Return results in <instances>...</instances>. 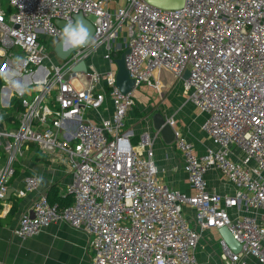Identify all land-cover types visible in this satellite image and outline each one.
<instances>
[{
	"label": "built area",
	"instance_id": "obj_1",
	"mask_svg": "<svg viewBox=\"0 0 264 264\" xmlns=\"http://www.w3.org/2000/svg\"><path fill=\"white\" fill-rule=\"evenodd\" d=\"M78 12L92 23L99 47L60 58L56 21L66 24ZM43 39H52L50 51ZM121 48L133 89H158L164 69L206 114L200 128L211 146L202 152L166 118L191 193L160 180L148 132L131 143L126 118L133 89L122 93L114 78L112 52ZM80 60L86 70L74 71ZM4 73L26 92L18 94ZM100 110L109 113L94 120ZM32 147L64 165L72 201L61 207L39 191L20 213L16 236L63 220L89 234L92 264H198L200 231L226 226L241 249L233 252L222 241V264H245L248 255L264 264V0H184L172 9L146 0H6V8L0 4V215L38 188V177L29 174L5 198L18 159ZM211 168L234 186L232 193L207 187Z\"/></svg>",
	"mask_w": 264,
	"mask_h": 264
},
{
	"label": "crops",
	"instance_id": "obj_2",
	"mask_svg": "<svg viewBox=\"0 0 264 264\" xmlns=\"http://www.w3.org/2000/svg\"><path fill=\"white\" fill-rule=\"evenodd\" d=\"M95 61L98 63L97 59ZM157 80L159 83L157 90L161 101L167 100V98L173 101L172 104L167 101L161 103L163 110L159 113L166 118L175 116L166 112L168 108L182 113L187 121L185 128L188 129L181 127V131L188 140L194 143L197 151L202 152L206 147L211 146V141L204 137L206 135L200 129L206 114L196 108L198 114L195 115V106L188 97L181 98L185 93L181 80L175 79L164 69H159L157 72ZM145 86L147 85L143 87ZM148 87L150 88V86ZM180 91L184 93H180ZM148 100L146 97L140 103L135 98V105L132 109L136 108L140 115L133 114L132 110L127 115L126 127L133 132L131 143L136 144L139 134L143 131L148 132L152 140L153 159L160 180L175 189L191 193L192 189L188 183L187 175L182 168L183 161L180 152L175 148L173 141L165 143L162 140L153 128L151 120L148 119L150 111L151 115L156 113L152 112L156 103L150 101L147 104ZM106 101L107 105L110 106L108 97ZM143 109L146 111L143 112ZM94 113V120H98L102 114L107 115L109 112L100 110L97 114ZM174 118L177 119V117ZM198 118H202L200 122ZM195 123H199V129L196 128ZM37 151L36 148L32 147L18 159L15 174L10 180V187L17 189L23 185L25 176L35 174L39 179V185L36 191L29 192L16 200V211L11 217H4L8 212L0 215V264H92V253L88 247L89 234L81 228L71 226L66 221H54L43 227L37 234L26 238L18 237L13 233L20 213L39 191L47 193L50 187L54 186L58 193L63 195L66 193V187L71 179L62 163L51 161L44 157L41 152L37 154ZM205 179L210 190L218 193H232L234 191V186L216 168L208 169L205 173ZM185 209L189 220H191L192 211L188 207ZM222 241L218 228L211 227L201 230L197 246L194 249L198 264H222L219 257ZM244 259L245 264H258L252 256H245Z\"/></svg>",
	"mask_w": 264,
	"mask_h": 264
},
{
	"label": "water",
	"instance_id": "obj_3",
	"mask_svg": "<svg viewBox=\"0 0 264 264\" xmlns=\"http://www.w3.org/2000/svg\"><path fill=\"white\" fill-rule=\"evenodd\" d=\"M147 2L162 7V8H167V9H172L176 7H180L184 0H146ZM76 17H81L83 20H85L89 27L90 31L93 33V25L92 23L86 19L81 12H78L74 15V19ZM57 25L60 27H63L65 25V22L62 20H57L56 21ZM54 52L55 54L60 57V58H66V56L70 53H63L60 51V48L58 46V42L54 46ZM127 52V49H124L121 54L113 59V63L115 65V73H114V78H115V85L116 87L122 92V93H127L133 89V79L130 78L129 76V71L125 65V59H124V54ZM73 70H86V65L84 60H80L73 66ZM189 75L188 71H185L183 74V78H187ZM151 123L153 128L156 130V132L160 135L162 140L165 143H171L173 141V131L171 126L166 122V117L159 113L156 112L152 114L151 116ZM13 191V188H8L7 193L5 195V198H9L11 192ZM221 237L225 244L233 251V252H238L241 249V244L234 239L232 233L229 231V229L226 226H222L218 228Z\"/></svg>",
	"mask_w": 264,
	"mask_h": 264
},
{
	"label": "clouds",
	"instance_id": "obj_4",
	"mask_svg": "<svg viewBox=\"0 0 264 264\" xmlns=\"http://www.w3.org/2000/svg\"><path fill=\"white\" fill-rule=\"evenodd\" d=\"M58 46L63 53H69L76 49L89 48L95 50L99 47L97 36L90 31L88 23L81 17L67 21L62 27L59 35ZM21 59L16 57V60ZM3 79L8 85L16 90L20 95H23L26 90L24 86L17 80H8L7 73L3 74Z\"/></svg>",
	"mask_w": 264,
	"mask_h": 264
},
{
	"label": "rangeland",
	"instance_id": "obj_5",
	"mask_svg": "<svg viewBox=\"0 0 264 264\" xmlns=\"http://www.w3.org/2000/svg\"><path fill=\"white\" fill-rule=\"evenodd\" d=\"M0 4H1V6L3 7V8H6V0H0ZM89 18L90 19H92L93 20V16H91V15H89ZM42 42H44L45 43V45H46V47H47V50H51V48H53V41H52V39H43L42 40ZM95 57V59H97L98 60V65H97V67L99 68V71H101V70H103V68H104V66H105V62H104V60L102 59V57H101V53H97L96 54V56H94ZM53 60H55L56 61V58L55 57H53ZM43 64H46V65H48V63L47 62H43ZM145 84H141V85H139V86H137V87H135L134 89H133V96H134V98H136L137 99V102H140L141 103V101H142V99H144V98H148L149 100H148V102H147V104L151 101L152 103H156L155 104V107L154 106H152V107H154V109H152V112L154 113V112H159V111H161V110H163V106H162V104H163V102H165L166 103V101L167 102H169V103H173V101L171 100V99H169V98H167V100H164V101H161V99H160V97H159V92H158V90L156 89H154V88H152V87H148V86H145V87H143ZM173 86V85H172ZM179 89H181V88H179ZM182 91H180V93H181ZM182 93H184V92H182ZM188 96H187V94L186 93H184V95H182L181 96V98H187ZM164 99V98H163ZM186 101H188V100H186ZM151 103V104H152ZM162 103V104H161ZM132 110V109H131ZM130 110V111H131ZM146 110L145 109H143V112H145ZM171 111V112H170ZM194 111H195V115L196 114H198V110L196 109V107L194 108ZM149 112V111H148ZM167 113H170V114H172V116H174V117H177V119L176 118H174L175 120H177V124H178V126L180 127V129L182 130V128L184 127V129H188L187 127L185 128V123H187V121L184 119V116H183V114L182 113H180V112H178V111H175V110H173L172 108H168L167 109V111H166ZM184 113H185V111H183ZM195 115H193V117H196ZM201 115H203V114H201ZM151 111H150V113H149V115H148V119L149 120H151ZM199 119V118H198ZM200 119H202V118H200ZM200 119H199V122H200ZM199 124V123H198ZM197 123H195V125H196V128L197 129H199V125H198ZM182 127V128H181ZM201 129V128H200ZM202 130V129H201ZM204 135V134H203ZM204 137H206V136H204ZM207 139V138H206ZM38 153L37 154H39L40 153V150H38L37 151Z\"/></svg>",
	"mask_w": 264,
	"mask_h": 264
},
{
	"label": "trees",
	"instance_id": "obj_6",
	"mask_svg": "<svg viewBox=\"0 0 264 264\" xmlns=\"http://www.w3.org/2000/svg\"><path fill=\"white\" fill-rule=\"evenodd\" d=\"M123 51V49H116L115 51L112 52V58H116L118 57L121 52ZM133 114H139L140 112L137 111L136 108L132 109ZM47 194V198L49 200L50 203H58L59 206H66L68 205L71 201H72V196L69 193H65L63 195H60L58 193V191L56 190V188L54 186H51L49 191L46 193ZM16 202H13L12 207L10 208V210L8 211V213L4 216L5 218H9L11 217L14 212L16 211Z\"/></svg>",
	"mask_w": 264,
	"mask_h": 264
}]
</instances>
